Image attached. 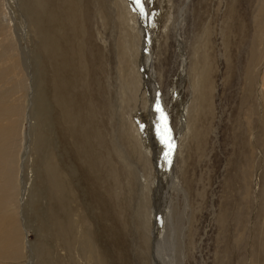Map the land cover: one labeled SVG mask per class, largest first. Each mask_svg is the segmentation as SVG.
I'll use <instances>...</instances> for the list:
<instances>
[{
	"label": "rangeland",
	"instance_id": "rangeland-1",
	"mask_svg": "<svg viewBox=\"0 0 264 264\" xmlns=\"http://www.w3.org/2000/svg\"><path fill=\"white\" fill-rule=\"evenodd\" d=\"M33 1L0 0V101L15 107L0 123L16 128V156L30 148L29 191L20 190L18 211L0 207V264H152L150 188L160 176L148 141L140 142L150 100L139 52L131 55L146 6V56L172 135L187 127L173 168L184 190H170L179 206L162 209L166 229L186 222L183 264H264V57L248 66L252 47L262 49L258 32L264 46L256 17L264 0H145V8L136 0H38L45 9L36 0L34 12ZM68 3L81 5L78 29L63 14L52 17ZM50 43L81 55L54 58ZM207 51L210 102L192 88ZM60 74L70 96L56 92ZM50 167L68 174L65 188L55 183L50 192Z\"/></svg>",
	"mask_w": 264,
	"mask_h": 264
},
{
	"label": "bare ground",
	"instance_id": "bare-ground-1",
	"mask_svg": "<svg viewBox=\"0 0 264 264\" xmlns=\"http://www.w3.org/2000/svg\"><path fill=\"white\" fill-rule=\"evenodd\" d=\"M35 1L36 0L33 1V7H34L32 10L33 12L35 10ZM136 2H137V4L140 3V5L144 8H145V4H147L145 0H136ZM51 3H52V1H51ZM36 4L38 7H40V9H45V8H42V7H44V1H42V3H41L40 1L37 0ZM78 6L80 7L81 5L79 3H68L65 8L61 5L62 10L59 13L52 15V17L56 18V17L63 14L62 18H63V22H65L64 24L68 23V24L74 25V27H76V29H78L77 25L79 23H82V24L85 23L84 17L82 15L81 10H80L81 8H79ZM49 15L51 16L50 13H49ZM44 16H46V15H44ZM256 17H257V22H258V26H257L258 31H260L261 28L259 27V25H261V24L264 25V1L259 5ZM34 19H35V16H34ZM56 22H57V20H56ZM136 22H138V21H136ZM49 23L51 24V22H49ZM133 26H135V25H133ZM141 26H142L141 43L139 41L138 47L137 48L135 47L136 49L132 52L131 55H133L134 52H135V54L138 55V52H139V67H140L141 77H142V81H141L140 74L138 75L139 76V83L143 82V85L147 86V88H148V94L147 95L149 97L150 102L148 101V103L146 104L147 109H148V110L146 109L147 113L145 115V119L147 120L146 128L144 127V125L143 126L141 125L138 128V132L140 135V142H142L143 140H145V141L147 140L148 141V143H147L148 148L151 151L153 150L152 153L154 152V156H155L154 157V163H155L156 174H157V177L160 176L158 178V180L156 179L153 182L152 187L151 188L149 187L152 190V204H151V208H150V209H152V213H151L152 224L151 225L153 227L152 237L150 239L151 246H152L151 261H152V264H183V262L185 260V256H186V254H185V250H186L185 248L186 247H184V243L186 246L185 235L187 236L186 222L183 221L184 224H182L176 220V223H175V220H174L173 221L174 227L171 228L170 231L169 230L167 231L166 227L168 226L169 222L166 223L163 220L162 216H163L164 212L162 211V209L164 208L165 212H168V211L172 210L173 208L177 209L179 205H176V204L179 201H177V203L175 204L174 199L171 200L170 190L172 193L175 192L177 197L184 190L183 185H181V182L178 178V175L174 171L173 168L176 167V158H177V155L180 151L179 150V144H178L179 140L183 136V133L185 132V130H187V127L185 126L186 128L184 129V131L181 135H178V138H176L175 136L172 135L173 129H172L170 118H169V112L167 111L166 105H164V103H163V97H161L160 87H159L158 83L156 84L157 79L155 81V78H156L155 70L153 69V66H152V59H150L152 56L151 57L149 55L146 56V54L150 50L152 51V49L149 50V48L152 44V31H151L152 26H151V18L149 17V9L147 8V6H146V10H145V15L143 14V16L141 17ZM64 28H65V25H64ZM84 28H85V26H84ZM138 29L139 28L137 27V30ZM40 33H43V31ZM137 33H138V31H137ZM46 35H47V33H46ZM258 35H259V45L262 46V49L256 48L254 46L252 47L254 52L252 53L251 61L248 63V66L250 68L253 67L260 60H262L264 57V46L262 44L261 33L258 32ZM138 36L140 37V34ZM178 38H179L178 39L179 40V47L181 48V50L183 52V55H181V59H183L184 68L188 69V60H187L185 53H184V50H183V48H185V47H183V44L181 45L180 37H178ZM47 50L52 54V56H54V58L61 55L64 60H66V61L70 60L72 62H73V59L75 57L81 55L80 47H76L74 49L63 48L60 45H55L53 43H50ZM123 53H124V57H125L126 56L125 52H123ZM209 54L210 53L208 51L205 53L206 63L203 60L204 61V67L201 71H198V64L197 65L194 64V65H196L194 68V73H196V75L197 74L198 75L195 79V82H193V80H192V82L194 84V85H192V88L194 86H196V88L200 89L202 91L201 98L203 97L205 100L207 99V101L210 102V100H211L210 97L212 95V92H211V85H210L211 77H210V72H209V68L211 66V57L209 56ZM129 57H131V56L129 55ZM137 58H138V56H137ZM136 64H137V60H136ZM65 68H66V64L61 66V69L63 71L65 70ZM135 71H136V68H135ZM135 71H133V73H136ZM191 73H192V71H191ZM29 74L31 75L30 72H29ZM130 74H131V72L129 73V75ZM136 75H137V73H136ZM31 77L33 79V75H31ZM64 77H63V75L60 76V85L59 86L57 84H55L57 86L56 92H57L59 98L63 96L62 94L59 93V91L63 94H67V96H70L68 89H67V84H68L67 79L68 78L66 79V74H64ZM32 79H31V81H32ZM72 87H73V85H72ZM31 88L33 91V87H31ZM182 108H183L182 109L183 113H185L186 110H188L187 105H184ZM14 110H15V107H13L12 105H7L4 102V100L0 101V116L3 114L6 115L7 112H9V111L13 112ZM20 111L22 113H24V107H22V109H20ZM137 115H138V111H137ZM29 117H30V115H29ZM151 117H154V118L151 119ZM150 119H151V121H150ZM180 121H181L180 126H183L182 115H181ZM185 121H187V119H185ZM7 123L6 124L0 123V176H2V178H3V179L1 178L2 180L0 181V207H12L15 211H18L15 209L16 207H14V206L17 205L18 207H20V202H19L20 201L19 200L20 190L23 192V194H25L26 192L29 191L28 185L26 183L25 176H24V170H25L24 168H25V164L27 161V157H28L30 148H29V143H28L27 145L24 146L23 151L21 152L20 155L16 156L14 154L15 151L13 150V143H14L13 136L15 135L16 128H14L13 124H9L10 122L8 123L9 125H7ZM158 125H159V127H158ZM168 142H171V144ZM56 171L57 170H54L53 167H50L49 169H47V181L50 185V192H51V189L55 183L61 182L63 188H65L66 183L68 181V177H69L68 174H65V173L60 172V171H57V172ZM17 180H19V187L17 186ZM48 188H49V186H48ZM172 198H173V195H172ZM183 213H184V211H183ZM152 216H153V219H152ZM15 217H16L15 215L12 217L14 221H16ZM181 217H183V216H181ZM178 218H180V217H178ZM236 240H237V237H236ZM237 242H238V240H237ZM239 244H241V243H239ZM167 254L169 255L170 259L167 257Z\"/></svg>",
	"mask_w": 264,
	"mask_h": 264
}]
</instances>
